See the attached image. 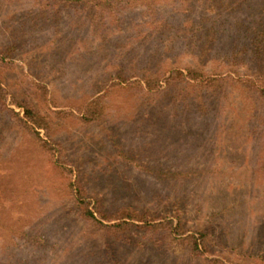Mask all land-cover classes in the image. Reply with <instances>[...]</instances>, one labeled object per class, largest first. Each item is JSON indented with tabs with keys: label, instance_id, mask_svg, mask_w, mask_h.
<instances>
[{
	"label": "rangeland",
	"instance_id": "rangeland-1",
	"mask_svg": "<svg viewBox=\"0 0 264 264\" xmlns=\"http://www.w3.org/2000/svg\"><path fill=\"white\" fill-rule=\"evenodd\" d=\"M257 45L264 0H0V264H264L260 116L247 121L229 84L206 109L196 88L139 84L224 72L231 51L248 63L238 72L263 69ZM17 102L46 128L28 127ZM78 187L109 215L179 214L209 252L165 230L125 243L81 215Z\"/></svg>",
	"mask_w": 264,
	"mask_h": 264
},
{
	"label": "trees",
	"instance_id": "trees-1",
	"mask_svg": "<svg viewBox=\"0 0 264 264\" xmlns=\"http://www.w3.org/2000/svg\"><path fill=\"white\" fill-rule=\"evenodd\" d=\"M98 1L118 2V0ZM263 48L264 46L257 47L254 51L255 55L253 54L250 60L256 56L264 59ZM260 51L262 53H260ZM238 53L239 52L234 53V51H231L224 55V58L222 57L223 62L221 63L223 67L227 69L224 72L210 73L204 71L202 67H188L184 71L172 70L166 77V85H163L158 78L152 77L153 74H148L147 76L143 75L141 77L143 84L142 82H139V84L153 92L165 90L167 87L164 86H176L178 83L184 84L185 88H187L186 86L194 89L196 88L199 90V99L205 97V102L207 103H205V109L208 107L209 98L207 96L210 91H212V93H210L211 95H214L215 93L213 94V92H216L219 100H226V96L233 93L227 88L229 84L240 97V112L246 113L249 111V113H251L250 117L247 119L248 122H251V119L254 118L256 114L260 116V122L254 125V128L264 133V68L262 69V67L258 66L255 70H246L244 73L238 72V67H235L236 65L240 63L245 67L248 65V63L244 61L243 56H239ZM201 55L200 57L206 56L204 52ZM201 94L204 96H201ZM249 100L251 102H248ZM16 105L23 108V121H25L26 125L28 124V127L46 128L44 121L45 117L37 110L19 102H17ZM89 105H91L92 108H88L89 112L87 113L89 114H86L87 120L96 119V117L100 115V110L95 106L94 102H90ZM258 113L260 115H258ZM76 191L75 200L80 206L81 215L85 219L91 220L99 225L100 228H107L109 231H112L116 238L125 243L143 246L146 245V242L157 240V238L154 239L156 233H159L160 230H165L167 232L166 235L169 237L178 238L180 242H186L191 254L198 255L209 252L207 244L208 233L202 230L186 228L183 218L179 214L175 215L174 218H164L157 221L156 218L151 217L147 213L136 210L131 206H124L119 209L117 214L109 215L101 210L99 204H97V206L95 205L94 210L90 208L89 204L86 202L82 188L78 187ZM98 215L99 217H97ZM113 220V223H107V221Z\"/></svg>",
	"mask_w": 264,
	"mask_h": 264
}]
</instances>
